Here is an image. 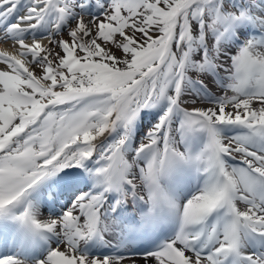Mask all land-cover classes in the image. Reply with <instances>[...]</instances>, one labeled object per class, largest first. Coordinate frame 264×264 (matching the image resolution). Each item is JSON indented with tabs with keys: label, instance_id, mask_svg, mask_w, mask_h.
Instances as JSON below:
<instances>
[{
	"label": "snow or ice",
	"instance_id": "1",
	"mask_svg": "<svg viewBox=\"0 0 264 264\" xmlns=\"http://www.w3.org/2000/svg\"><path fill=\"white\" fill-rule=\"evenodd\" d=\"M0 264H264V0H0Z\"/></svg>",
	"mask_w": 264,
	"mask_h": 264
}]
</instances>
